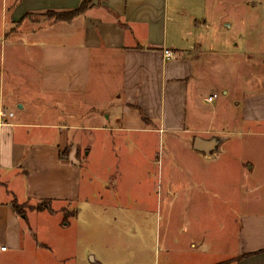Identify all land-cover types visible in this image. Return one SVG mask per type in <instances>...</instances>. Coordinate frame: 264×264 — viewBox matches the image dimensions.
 I'll return each instance as SVG.
<instances>
[{
    "label": "crops",
    "instance_id": "crops-1",
    "mask_svg": "<svg viewBox=\"0 0 264 264\" xmlns=\"http://www.w3.org/2000/svg\"><path fill=\"white\" fill-rule=\"evenodd\" d=\"M82 1L0 0V241L8 247L0 264H49L53 254L34 238L33 221L45 210L17 206H76L81 197L109 206L108 184L94 186L109 155L140 154L153 138L169 146L155 160L154 190L168 225L147 234L138 212L137 264H264V159L258 169L246 158L227 163L237 156L228 135L264 125V92L239 99L221 85L224 102L211 105L210 57L195 55L209 41L195 35L202 26H193L183 0H92L71 21L49 14ZM85 153L96 157L83 196ZM226 173L239 184L229 185ZM148 198L141 182L139 210Z\"/></svg>",
    "mask_w": 264,
    "mask_h": 264
},
{
    "label": "rangeland",
    "instance_id": "rangeland-1",
    "mask_svg": "<svg viewBox=\"0 0 264 264\" xmlns=\"http://www.w3.org/2000/svg\"><path fill=\"white\" fill-rule=\"evenodd\" d=\"M257 1L180 2L188 10L187 14L193 18V26H196V23L202 26L195 35L201 40L209 41L206 47H198L195 55L202 57L206 52L209 54V78L214 83H210L208 94H217V98L211 103L212 106L224 102L221 85L239 93L236 95L238 98L240 95L242 98L246 94L264 92V0ZM242 130L240 133L228 135L236 145H233L230 153L234 152L237 156L227 163L233 164L246 158L249 164H255L258 169L264 159V125L243 127ZM165 151L169 153L168 141L153 138L144 143L140 154L132 152V155H124L123 152L109 155L108 170L100 181L94 184L99 187L105 182L108 184L112 194L107 202L109 206L99 200L91 206L82 197L76 206L47 204L51 211L39 213L33 221V226L37 242L43 243L44 247L53 251L49 256V264H54L55 256H65L68 259L74 257L78 259L79 264H137L138 212L142 219L146 220L147 234L158 232L160 223L163 232L168 225L161 221L164 218L166 221L167 212L162 213L161 208L154 202L156 174L159 169L155 160H161L162 155H166ZM178 152L180 155H191L189 150L183 147L179 148ZM86 153L81 159L83 196L88 193L91 163L96 157H90ZM210 168L215 171L219 166L212 164ZM226 177L229 185L239 184L237 175L233 177L226 173ZM141 182L145 186L146 194L150 196V201L145 204V208L139 210L138 186ZM43 205L46 203H25L19 205V210L22 213L35 212L37 207ZM226 208L224 222L227 232H230L229 225L234 226L233 209L228 205ZM68 222L69 226H65ZM91 255H95L99 263L93 262ZM57 257L55 258L58 260Z\"/></svg>",
    "mask_w": 264,
    "mask_h": 264
},
{
    "label": "trees",
    "instance_id": "trees-1",
    "mask_svg": "<svg viewBox=\"0 0 264 264\" xmlns=\"http://www.w3.org/2000/svg\"><path fill=\"white\" fill-rule=\"evenodd\" d=\"M92 4V0H83L81 5L77 8V9H74V10H70V11H63V12H56V11H51L49 12V14L56 18L57 20H61V21H71L73 20L76 16L84 13ZM43 203H46V205H43V206H39L37 207L36 210L38 211H44V210H50V208L48 207L49 205L47 204H52V201H49V200H45L43 201ZM17 212L19 213H22L20 210H19V207L17 206Z\"/></svg>",
    "mask_w": 264,
    "mask_h": 264
},
{
    "label": "built area",
    "instance_id": "built-area-1",
    "mask_svg": "<svg viewBox=\"0 0 264 264\" xmlns=\"http://www.w3.org/2000/svg\"><path fill=\"white\" fill-rule=\"evenodd\" d=\"M166 56L167 58L169 59H172V58H175V54H173L171 51H166ZM217 95L215 94L214 96L210 97L209 100L212 101L214 98H216ZM6 113L3 111L2 112V116H5ZM12 115V114H11ZM8 250V247L6 245H3L0 241V251H7Z\"/></svg>",
    "mask_w": 264,
    "mask_h": 264
},
{
    "label": "water",
    "instance_id": "water-1",
    "mask_svg": "<svg viewBox=\"0 0 264 264\" xmlns=\"http://www.w3.org/2000/svg\"><path fill=\"white\" fill-rule=\"evenodd\" d=\"M214 141H216V140H214ZM215 143H216V142H215ZM215 143H214L213 141L211 142V145H210V146H211V149H212L211 151L216 150V149H215V147H216ZM210 155H214V152H211Z\"/></svg>",
    "mask_w": 264,
    "mask_h": 264
}]
</instances>
